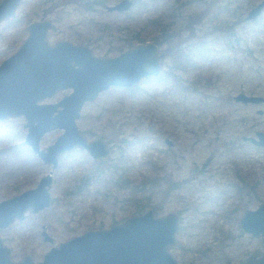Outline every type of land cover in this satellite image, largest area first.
<instances>
[{"label": "rangeland", "instance_id": "rangeland-1", "mask_svg": "<svg viewBox=\"0 0 264 264\" xmlns=\"http://www.w3.org/2000/svg\"><path fill=\"white\" fill-rule=\"evenodd\" d=\"M118 1L86 10L85 0H22L0 22V63L23 43L26 26L43 20L51 23L48 44L83 46L95 58L116 57L139 40L163 53L159 77L131 92L109 88L81 108L78 131L88 140L101 138L110 150L101 164L74 148L51 169L24 144L23 117L0 120V202L51 176L50 206L0 229L9 259L39 263L60 243L147 210L155 218L177 216L168 249L177 264L259 259L260 239L241 232L238 221L264 204V148L242 141L264 133V106L233 97H264V9L256 20H244L261 0H138L121 13L105 10ZM159 28L172 36L169 43H162ZM179 43L190 60L176 71L170 54ZM60 133L43 135L39 149Z\"/></svg>", "mask_w": 264, "mask_h": 264}, {"label": "water", "instance_id": "water-1", "mask_svg": "<svg viewBox=\"0 0 264 264\" xmlns=\"http://www.w3.org/2000/svg\"><path fill=\"white\" fill-rule=\"evenodd\" d=\"M21 1L1 0L0 22L11 17ZM130 7V0H120L105 10L121 13ZM263 8L264 0H261L244 20L254 21ZM50 28L51 23L44 20L29 23L24 42L0 63V120L23 117L24 144L43 163L50 164L51 169L56 167L59 155L74 148L86 150L92 160L101 163L109 151L101 140L87 142L78 131L75 122L81 108L109 88L131 92L142 80L159 77L163 53L152 42H139L116 57L95 58L83 46L68 42L49 45L46 34ZM66 90L68 94L57 102H43ZM233 101L241 105H264V97L241 93ZM54 130H60V135L45 150H40L42 136ZM242 141L264 148V133L255 132L254 137H242ZM50 177L47 175L34 188L0 202V229L21 221L27 212L37 213L50 206L47 191ZM177 221L174 214L155 218L147 210L127 218L121 225L88 231L60 243L48 250L37 264H177L168 252L175 243ZM238 226L241 232L260 239L262 244L260 258L249 256L243 264H264V204L245 210ZM43 241L51 240L43 233ZM0 264L32 263L28 258L11 262L0 239Z\"/></svg>", "mask_w": 264, "mask_h": 264}, {"label": "trees", "instance_id": "trees-1", "mask_svg": "<svg viewBox=\"0 0 264 264\" xmlns=\"http://www.w3.org/2000/svg\"><path fill=\"white\" fill-rule=\"evenodd\" d=\"M105 1L106 0H85L84 7L86 10H91L93 5H104ZM137 2H138V0H132L131 5L132 6L135 5V3H137ZM159 32H160V35L163 39L162 43H169V40L172 39V36L165 34L164 28H159ZM139 42H140V40H139ZM154 44H156V43H154ZM179 45H180V43L177 44L176 46L175 45L171 46L172 53L171 54L169 53L171 55L170 57L172 59V62L174 63L175 66H177L176 71L183 69L186 62H189V60H190V56L188 54L186 55V53H183L182 52L183 50L179 47ZM167 74H169V73H167ZM169 75L172 76L173 80L175 81L176 77H174L171 74H169ZM120 154H122V152H120Z\"/></svg>", "mask_w": 264, "mask_h": 264}, {"label": "flooded vegetation", "instance_id": "flooded-vegetation-1", "mask_svg": "<svg viewBox=\"0 0 264 264\" xmlns=\"http://www.w3.org/2000/svg\"><path fill=\"white\" fill-rule=\"evenodd\" d=\"M263 9H264V8H263ZM263 9H262V10H263ZM261 13H262V11H261ZM260 15H261V14H260ZM260 15H259V16H260ZM255 20H256V19H255ZM26 31H27V29H26ZM26 37H27V36H26ZM23 42H24V41H23ZM47 43H48V42H47ZM49 45H50V44H49ZM15 52H16V51H15ZM15 52H14V53H15ZM6 59H7V58H6ZM260 97H261V96H260ZM263 106H264V105H263ZM80 133H81V132H80ZM81 134H82V133H81ZM82 135L84 136V138L86 139L87 142H91V141H94V140H96V139L101 140V138H96V139H94V140H88V138H87L84 134H82ZM101 141H102L103 144L105 145L104 141H103V140H101ZM105 146H106V145H105ZM106 148L108 149L109 154H110V150H109V148H108V147H106ZM109 154H108V156H109ZM108 156H107V157H108ZM107 157H106V159H107ZM106 159H104L101 163H103ZM93 161H94V160H93ZM95 162H96V161H95ZM96 163L101 164V163H99V162H96ZM112 226H117V225H111L110 227H112ZM110 227H108V229H109ZM106 230H107V229H106ZM44 234H46V233H44ZM40 235H41V237H42V239H43V233H42V232H41ZM45 253H46V252H45ZM45 253H44V254H45ZM44 254H43V255H44ZM43 255H42V257H43ZM23 260H24V259H23ZM23 260H22V261H23ZM29 260H30V262H31L32 264H34V263H33V260H31V259H29ZM10 261H11V260H10ZM41 261H42V258H41ZM11 262H12V261H11ZM19 262H21V261H19ZM19 262H13V263H19ZM36 264H37V263H36Z\"/></svg>", "mask_w": 264, "mask_h": 264}]
</instances>
